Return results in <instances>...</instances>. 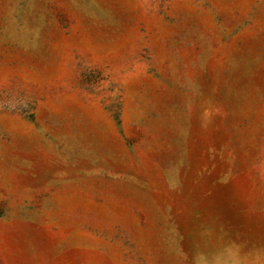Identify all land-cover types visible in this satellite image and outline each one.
I'll return each instance as SVG.
<instances>
[{"label": "rangeland", "instance_id": "1", "mask_svg": "<svg viewBox=\"0 0 264 264\" xmlns=\"http://www.w3.org/2000/svg\"><path fill=\"white\" fill-rule=\"evenodd\" d=\"M0 264H264V0H0Z\"/></svg>", "mask_w": 264, "mask_h": 264}]
</instances>
